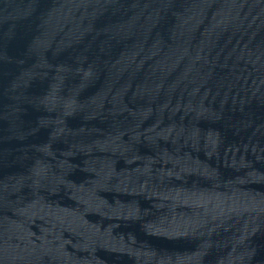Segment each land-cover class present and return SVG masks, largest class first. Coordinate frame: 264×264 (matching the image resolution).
I'll return each instance as SVG.
<instances>
[{"label": "water", "instance_id": "obj_1", "mask_svg": "<svg viewBox=\"0 0 264 264\" xmlns=\"http://www.w3.org/2000/svg\"><path fill=\"white\" fill-rule=\"evenodd\" d=\"M0 264H264V0H0Z\"/></svg>", "mask_w": 264, "mask_h": 264}]
</instances>
